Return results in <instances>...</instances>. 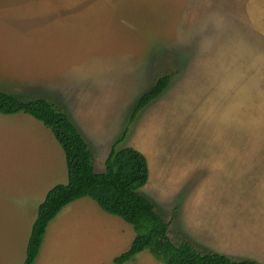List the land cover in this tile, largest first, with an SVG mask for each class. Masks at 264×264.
<instances>
[{
	"label": "rangeland",
	"instance_id": "rangeland-1",
	"mask_svg": "<svg viewBox=\"0 0 264 264\" xmlns=\"http://www.w3.org/2000/svg\"><path fill=\"white\" fill-rule=\"evenodd\" d=\"M164 74L168 88L128 126ZM0 90L61 108L96 173L116 142L142 153L139 194L173 243L264 264V0H0ZM66 181L50 131L0 115V264L23 263L38 205ZM133 237L79 199L34 264H113ZM125 264L162 263L146 250Z\"/></svg>",
	"mask_w": 264,
	"mask_h": 264
},
{
	"label": "trees",
	"instance_id": "trees-1",
	"mask_svg": "<svg viewBox=\"0 0 264 264\" xmlns=\"http://www.w3.org/2000/svg\"><path fill=\"white\" fill-rule=\"evenodd\" d=\"M170 80L169 74L156 78L132 108L128 126L162 95ZM17 114L31 117L50 131L63 151L67 174L66 183L49 189L38 205L22 264H34L49 223L65 206L83 198L93 201L103 212L120 218L134 231L128 249L115 257L113 264L128 263L146 250L162 264H256L250 260H231L211 251L200 252L187 241L173 243L168 233L169 224L158 214L151 200L139 194L148 181L149 168L145 156L138 150L116 149V142L104 162V171L96 173L87 142L61 108L43 98L24 101L0 90V115ZM125 134L126 130L123 138Z\"/></svg>",
	"mask_w": 264,
	"mask_h": 264
}]
</instances>
